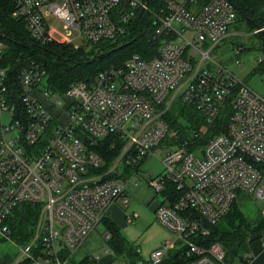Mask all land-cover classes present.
Returning a JSON list of instances; mask_svg holds the SVG:
<instances>
[{
    "label": "built area",
    "instance_id": "obj_1",
    "mask_svg": "<svg viewBox=\"0 0 264 264\" xmlns=\"http://www.w3.org/2000/svg\"><path fill=\"white\" fill-rule=\"evenodd\" d=\"M9 1L11 17L40 45L71 44L49 27V16L58 18L67 34L76 32L79 45H71L77 48L117 41L146 14L152 16L157 45L149 58L132 55L100 71L92 82L72 83L57 94L35 61L10 79L1 62L6 45L0 40L2 237L9 235L4 220L17 205L40 207L30 241L18 246V261L67 264L110 206L118 200L128 203L130 179L112 176L138 172L161 146L162 172L147 181L167 202L155 209V219L175 234L181 256L194 259L190 263L227 264L219 243L199 245L210 227L242 193L262 202L264 220V95L212 56L236 19L230 1L166 0L158 11L150 9L148 0ZM178 95L204 119L205 130L228 105L225 131L202 146L197 145L201 132L180 137L165 118ZM107 137L111 148H118L112 162L93 149ZM135 218L125 215L127 223ZM174 244L168 240L153 249L148 263L161 264Z\"/></svg>",
    "mask_w": 264,
    "mask_h": 264
},
{
    "label": "trees",
    "instance_id": "obj_2",
    "mask_svg": "<svg viewBox=\"0 0 264 264\" xmlns=\"http://www.w3.org/2000/svg\"><path fill=\"white\" fill-rule=\"evenodd\" d=\"M166 0H148V5L152 11H158ZM236 11V20L243 22L248 32H252L255 37L262 41L264 46V0H229ZM11 6L9 0H0V40L6 45V51L2 56V65L6 67L8 77L15 79L18 71L26 63L35 61L39 63L47 73V80L53 93L61 94L75 82L90 83L97 74L110 66H118L124 63L132 55H139L142 58H149L156 53L157 45L152 40V16L146 14L140 16L131 32L121 39L114 42H100L97 44H85L74 48L71 44L51 43L40 45L27 33L21 21L11 17ZM257 27L263 28V32L256 31ZM245 28V29H246ZM129 42L127 46L115 49L120 45ZM262 63V61L260 62ZM179 108V107H177ZM185 111L183 108L178 110L177 116L173 111L167 112L165 118L169 127L179 132L180 137L187 138L189 133H185L178 124V117H183L195 131L202 130L197 145H204L212 136L222 133L226 129L230 107L227 105L218 115L215 122L207 127L204 119L193 108ZM197 124H196V123ZM199 123V124H198ZM200 124L203 127H200ZM205 130V131H204ZM112 138L107 137L93 147L94 151L107 156L110 159L116 155V149L111 148ZM173 196V188H169ZM40 207L33 203H22L17 205L4 220V224L9 229L12 239L16 240L19 246L26 245L32 235L34 225L37 221ZM230 232H222L217 226H211L207 236L199 242L200 246L209 247L212 243H219L225 252V262L228 264V256L235 251L236 246L248 235L264 229V220L260 218L249 223L241 210L234 202L223 217ZM113 234L110 247L117 255L127 254L132 257L128 264H136L133 261L135 251H133L126 240L119 235V228L108 218L102 220ZM183 248L176 253L165 257L161 264H189L190 259L181 256ZM62 258L66 254H61ZM30 260H21L16 264H27ZM80 264H90L88 258ZM92 264V263H91ZM141 264H149L141 262Z\"/></svg>",
    "mask_w": 264,
    "mask_h": 264
},
{
    "label": "rangeland",
    "instance_id": "obj_3",
    "mask_svg": "<svg viewBox=\"0 0 264 264\" xmlns=\"http://www.w3.org/2000/svg\"><path fill=\"white\" fill-rule=\"evenodd\" d=\"M47 23L51 29L65 35L67 41L73 46L79 45L76 32L73 31L71 34H67L63 23L58 18L49 16L47 17ZM245 28L243 22L235 19L229 27V35L213 50V60L230 72L236 79L244 82L250 89L263 96L264 46L261 40ZM261 61L262 63H260ZM185 107L188 106L180 101V96L178 95L172 101L169 111L174 110L175 113L173 111V115L177 116L178 113L176 112L178 110L180 111L182 108L185 111L188 110ZM53 112L55 113L56 110ZM178 124L185 133L190 134L194 130L192 125L183 117H178ZM200 127H203V125L200 124ZM201 130L202 128L198 132ZM160 148L162 147L158 146L154 149L153 154L147 158L138 172H134V169H129L127 174H114L112 176L115 178L121 177V180L125 177L130 179V184L126 186L129 201L126 204H122L120 201L114 204L109 211L108 220L114 222L117 227L121 226V228L118 227L119 235L126 240L133 251L135 250L134 247L138 249L137 255H139L141 262H148L149 254L153 249L161 246L166 240L172 241L175 238L174 233L168 231L155 219L154 208L161 203V197L147 182L162 172L163 168L159 159L163 150ZM115 149L117 155L118 148ZM101 155L107 162H112L116 156L107 159L106 155ZM133 183L137 185L133 186ZM236 205L250 221L261 217L262 202L248 194L242 193L238 195ZM129 213L136 214V218L131 223H127L124 217L125 214ZM225 225L223 218L217 222V227L219 228L223 229ZM106 232L110 231L104 222L96 226L88 236L89 243H87L88 249L86 253L91 256H99V260L95 264H121L122 262H128L132 257H128L127 254H123V256L115 254L110 247L113 234L110 233L109 238H104L103 236ZM10 235L5 238L0 234V264H16L20 257L19 244ZM84 249L82 248L76 254H73L70 258L71 260L68 259L67 264H75L79 257H82L80 255H84ZM135 260L136 258L133 259V261ZM27 264L38 263L29 261Z\"/></svg>",
    "mask_w": 264,
    "mask_h": 264
},
{
    "label": "crops",
    "instance_id": "obj_4",
    "mask_svg": "<svg viewBox=\"0 0 264 264\" xmlns=\"http://www.w3.org/2000/svg\"><path fill=\"white\" fill-rule=\"evenodd\" d=\"M229 35V34H228ZM126 191V195L128 196V193H127V190ZM161 197V196H160ZM120 201V200H118ZM118 201H116L114 204H116ZM121 202V201H120ZM122 203V202H121ZM110 206V209L112 208V206ZM123 204V203H122ZM166 205L167 202H164L162 199H161V203L159 205ZM158 205V206H159ZM156 206L154 208V211L155 209L158 207ZM109 209V211H110ZM242 212V211H241ZM243 213V212H242ZM135 214V213H134ZM126 215V214H125ZM136 215V214H135ZM244 215V213H243ZM125 217V216H124ZM244 217L246 218V216L244 215ZM106 218H109V214ZM246 220L249 222V223H254L256 222L258 219L256 220H253V221H250L246 218ZM225 222V220H224ZM102 223V222H101ZM114 223V222H113ZM225 228H219L217 227L220 231L222 232H230V229L227 225V223L225 222ZM116 225V224H115ZM121 228V226H118ZM109 234V237H110V232H106L105 234ZM104 234V235H105ZM90 235V234H89ZM88 235V236H89ZM83 241L82 244H80L79 246H77L70 254V258L73 254H76L77 251H79L80 249L82 248H85V253H83L84 255H80L82 257H79V260H77V262H75V264H80L81 261H83L85 258H88V261L90 262V264H95L96 262H91L90 261V257H96V256H91L89 254L86 253V250L88 249V237ZM105 238V236H103ZM176 240V237L172 240V242H175L173 248L170 250V252L166 255V257H170V255L176 253L179 249H180V244L178 241H175ZM168 241V240H166ZM171 241V240H169ZM134 251H135V254H134V258H136V264H141V261L139 259V255H137V253L139 252L138 249L136 247H134ZM114 251V250H113ZM115 253V251H114ZM116 254V253H115ZM98 257V260H99V256ZM69 258V259H70ZM78 258V257H77ZM81 258V259H80ZM71 260V259H70ZM69 260V261H70ZM129 262V261H128ZM128 262H125V263H121V264H128ZM111 264V263H109ZM228 264H264V229H261L259 230L258 232L256 233H252L250 235H248L243 241H241L235 248V251L233 253H231L229 256H228Z\"/></svg>",
    "mask_w": 264,
    "mask_h": 264
},
{
    "label": "water",
    "instance_id": "obj_5",
    "mask_svg": "<svg viewBox=\"0 0 264 264\" xmlns=\"http://www.w3.org/2000/svg\"><path fill=\"white\" fill-rule=\"evenodd\" d=\"M257 31L263 32V28H259V27H257ZM128 43H129V42H126V43L120 45L119 47H117V48H115V49H119V48L125 47V46L128 45ZM190 264H195V263H190ZM200 264H208V263H200Z\"/></svg>",
    "mask_w": 264,
    "mask_h": 264
}]
</instances>
